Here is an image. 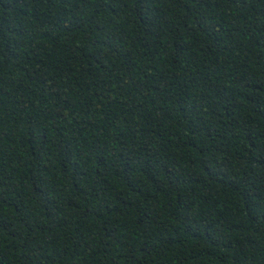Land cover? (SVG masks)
I'll return each instance as SVG.
<instances>
[{
	"label": "trees",
	"instance_id": "trees-1",
	"mask_svg": "<svg viewBox=\"0 0 264 264\" xmlns=\"http://www.w3.org/2000/svg\"><path fill=\"white\" fill-rule=\"evenodd\" d=\"M0 264H264V0H0Z\"/></svg>",
	"mask_w": 264,
	"mask_h": 264
}]
</instances>
